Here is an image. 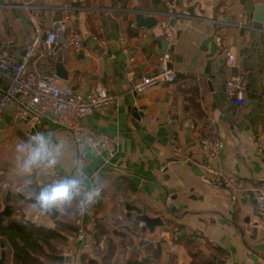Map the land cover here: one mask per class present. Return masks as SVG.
I'll return each instance as SVG.
<instances>
[{
  "label": "crops",
  "instance_id": "crops-1",
  "mask_svg": "<svg viewBox=\"0 0 264 264\" xmlns=\"http://www.w3.org/2000/svg\"><path fill=\"white\" fill-rule=\"evenodd\" d=\"M67 2L72 0H0V51L22 57L34 34V14L46 29L60 35L55 52L33 64L40 72L57 76L56 64L62 57L69 78L57 76V83L64 90L85 91L103 83L119 94L117 104L86 119L92 128L115 137L116 145L111 152L92 148L85 152V172L90 180H101L103 191L77 224L85 229L84 239L70 238L65 252L74 251L79 262L83 253L93 254L90 220L109 216L114 227H138L133 246L125 247L119 240L115 264H125L132 251L145 257L141 246L145 241H160L164 249L162 259L151 264H190L185 247L176 240L188 232L199 235L203 250L221 260L218 264H264V216L257 212L258 191L264 189V157L258 150V140H264V22L254 18L258 7L264 13V0H176L182 15L173 24L170 20L174 37L165 51L183 73L141 93L131 91V80L159 67V56L165 52L161 41L166 39L159 21L168 10L166 0H90L89 5L77 0L70 27L61 34L56 12ZM138 13L155 16L158 24L137 27ZM62 16L60 12V20ZM74 30L85 47L79 55L60 45ZM217 33L222 45L216 42ZM229 55L237 67L227 65ZM237 72H245L248 79L244 106L233 102L224 84L227 75ZM3 85L0 80V88ZM0 123V210L9 202L18 215L24 202L18 193L36 197L30 186H44L54 178L42 172L36 180L15 174V148L29 140L27 127L14 122L11 106L0 114ZM32 132L69 141L71 150L56 179L69 175L71 161L79 158L72 133L49 117ZM204 138L222 139L217 166L231 186H219L202 169L208 161L201 147ZM232 195L237 199L234 204ZM126 206L135 214L146 209L164 224L150 232L133 219L114 222L120 214L125 217ZM46 217L53 226L54 220ZM179 227L182 232L174 236L172 231Z\"/></svg>",
  "mask_w": 264,
  "mask_h": 264
},
{
  "label": "built area",
  "instance_id": "built-area-1",
  "mask_svg": "<svg viewBox=\"0 0 264 264\" xmlns=\"http://www.w3.org/2000/svg\"><path fill=\"white\" fill-rule=\"evenodd\" d=\"M63 3L57 7L63 13L59 21L58 31H65L70 27L72 12L78 7L74 4ZM167 12H164L163 19L159 21L160 27L167 40H172L174 32L170 24L172 18L182 15L176 4V0H166ZM33 7V6H32ZM32 23L34 34L28 43L22 57L19 59L15 55L0 51V80L4 85L0 88V114L4 108L11 106L13 109V119L17 124L27 127L26 136L30 139L36 133L32 129L38 127L44 118L49 117L54 123L69 130L78 147L79 158L84 161L85 152L88 148L97 151L111 152L115 148L116 139L109 133L92 128L86 119L95 111L115 105L119 101V94L109 89L103 83H96L88 90L69 91L64 90L57 83V76L53 73L40 72L33 64L37 63L40 57H46L55 52L60 42V35L56 30L46 29L36 15L33 14ZM216 42L222 45L223 38L220 33L216 35ZM64 49H71L75 54L84 53L85 47L80 33L72 31L69 40L61 44ZM36 57V60H33ZM33 60V61H32ZM171 57L168 51L159 56V67L156 71L143 75L140 79H132L130 89L133 92L141 93L151 86L161 83H171L176 80L182 70L170 67ZM227 65L237 67L233 55L227 57ZM226 91L236 105L247 104L248 79L245 72L229 74L224 80ZM222 139L204 138L201 140V147L208 155V161L204 162L202 169L210 174L219 186L229 187L231 180H225L220 168L217 166L219 154L223 148ZM179 151L178 148H175ZM258 150L264 157V140H258ZM164 167H161L163 170ZM56 179L57 170L51 173ZM231 203L236 202V196H231ZM257 212L264 216V189L258 191ZM82 214H78L77 224L81 223ZM124 219L120 214L115 217L114 222ZM92 228L96 226V219L90 220ZM86 233L83 227L78 228L77 240L84 239ZM96 240L93 239V245ZM65 264H79L77 255L71 249L65 254Z\"/></svg>",
  "mask_w": 264,
  "mask_h": 264
},
{
  "label": "trees",
  "instance_id": "trees-1",
  "mask_svg": "<svg viewBox=\"0 0 264 264\" xmlns=\"http://www.w3.org/2000/svg\"><path fill=\"white\" fill-rule=\"evenodd\" d=\"M85 3L89 5L90 0H85ZM41 187L36 183L30 186L37 195ZM14 209V205L8 202L4 209L0 210V233L9 249L5 264H65L63 247L70 238L77 236L78 213L60 212L54 220V226L46 227L29 223L22 212L14 214ZM126 209L133 208L126 206ZM125 218L127 219L126 215ZM135 228L138 227L135 225L114 227L109 216L97 217L93 231V239L96 240L93 254L83 253L79 264H115L119 240L125 247L133 246ZM181 230V227L174 228L172 234L176 236L182 232ZM176 240L185 247L191 258L190 264H218L203 250L201 239L194 232L183 233ZM141 246L145 257H141L137 251H132L125 264H151L162 259L164 249L160 241L155 243L145 241ZM205 247L214 250L210 244Z\"/></svg>",
  "mask_w": 264,
  "mask_h": 264
},
{
  "label": "clouds",
  "instance_id": "clouds-1",
  "mask_svg": "<svg viewBox=\"0 0 264 264\" xmlns=\"http://www.w3.org/2000/svg\"><path fill=\"white\" fill-rule=\"evenodd\" d=\"M71 150L69 141L62 136L37 132L15 148V174L27 178L32 172L50 174L67 159ZM69 175L53 179L41 187L33 208L42 214L57 212L84 214L94 205L103 191L101 180L89 179L82 159L71 161Z\"/></svg>",
  "mask_w": 264,
  "mask_h": 264
},
{
  "label": "water",
  "instance_id": "water-1",
  "mask_svg": "<svg viewBox=\"0 0 264 264\" xmlns=\"http://www.w3.org/2000/svg\"><path fill=\"white\" fill-rule=\"evenodd\" d=\"M262 8H263L262 6L258 7L257 12L255 13L254 18H255V21L257 23L264 22V13H263ZM59 20H60V10H58L56 12L57 27L60 26ZM135 21H136L137 27H144L147 29H151L158 24V20L155 16H152V15L145 16L143 13H138L135 17ZM174 22H175V18H173L171 20L172 24ZM161 43H162V50L163 51L167 50V47L169 45V41L167 39H163L161 41ZM170 67H173V64L171 62H170ZM56 74L59 78L64 79V80H67L69 78V70L65 66V64L62 60V57L59 59V61L56 64ZM119 77L121 78V76H119ZM0 128H3L2 123H0ZM27 179L36 180L37 179V172L27 174ZM10 194H11V192H8V196ZM18 195L24 200V202L30 203L32 205H33L35 198H36V197H28L22 192H19ZM124 213H125L127 218L133 219L135 224L141 223L143 225V227H142L143 231L149 230L150 232H154V230L157 226L164 224V220L161 217H159V216L152 217V216L148 215L146 209H144L143 212L140 214H135L129 210H125ZM46 215H48L52 220H55L60 215V212H57L56 210H52L49 214H46ZM8 221H10V219H8ZM22 245H23V243H22ZM0 249H1L0 264H5L6 260H7L8 250L6 247V242H5L4 238L1 236V233H0ZM214 260L221 262V260H219L217 257H214Z\"/></svg>",
  "mask_w": 264,
  "mask_h": 264
},
{
  "label": "rangeland",
  "instance_id": "rangeland-1",
  "mask_svg": "<svg viewBox=\"0 0 264 264\" xmlns=\"http://www.w3.org/2000/svg\"><path fill=\"white\" fill-rule=\"evenodd\" d=\"M35 196H37V195H35ZM20 211L23 213V217L26 220H28L29 223H31V224H37V225L38 224H45V226L46 225L52 226V221L49 220V218H47L46 215L41 214V212L38 209H34L33 205L30 203L22 202V207H21ZM53 226H54V224H53ZM73 238H76V236ZM65 249H66V245L63 247L64 252H65Z\"/></svg>",
  "mask_w": 264,
  "mask_h": 264
}]
</instances>
